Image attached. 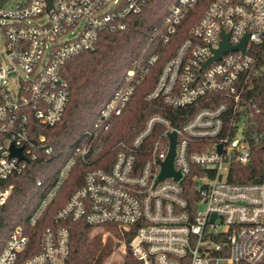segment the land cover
<instances>
[{"label":"built area","instance_id":"built-area-1","mask_svg":"<svg viewBox=\"0 0 264 264\" xmlns=\"http://www.w3.org/2000/svg\"><path fill=\"white\" fill-rule=\"evenodd\" d=\"M11 1L0 0V204L11 195L12 180L36 159L35 148L46 147L45 135L40 146L33 141V122L54 126L64 116L70 99L66 61L94 50L104 31L124 28L122 20L139 13L147 0H51V6L49 0ZM199 2L172 4L164 18L165 42ZM223 34H229L231 46L248 35L246 49H231L205 66ZM156 61L153 55L132 62L124 85L88 132L91 140L78 146L75 156L90 161L96 141L113 129ZM17 70L22 74L13 94L7 83ZM263 84L264 0H211L146 95L177 109L195 108L193 114L181 124L153 114L141 130L120 139L110 168L86 172L84 185L54 215L55 225L42 231L40 249L22 264H70L77 222L105 230L104 242L114 237L117 264L129 258L132 264H264V182L230 181L232 167L248 165L253 147L264 138V99L256 94ZM173 132L174 169L181 177L158 180ZM12 146L22 149L24 158ZM75 162L72 157L64 167L32 216L33 225ZM31 241L23 227H16L0 264H17Z\"/></svg>","mask_w":264,"mask_h":264},{"label":"trees","instance_id":"trees-1","mask_svg":"<svg viewBox=\"0 0 264 264\" xmlns=\"http://www.w3.org/2000/svg\"><path fill=\"white\" fill-rule=\"evenodd\" d=\"M177 1L147 0L139 13L122 20L124 28L104 31L94 50L82 52L66 61L64 76L69 81L70 89L68 106L62 120L54 126L33 122V141L40 146V137L45 135L46 147L35 148L36 159L31 160L27 169L12 180L14 188L11 195L4 204H0V253L10 233L18 226L23 227L31 236L32 247L30 245L20 256L17 264H22L28 254L37 252L42 231L55 225L54 215L72 193L84 185L86 172L92 167L110 168L117 151L114 148L116 143L141 130L148 117L159 113L181 124L193 114L195 108L170 107L162 97L152 101L146 99L163 65L176 54L211 0H200L194 11L179 25L178 32L170 41L165 42L164 18ZM153 55L157 61L152 65L150 73L138 86L123 115L114 121L113 129L98 138L95 143L98 150L89 157V163L81 156H75L76 148L91 140L88 132L93 130L104 105L124 85L132 62H143ZM256 94L264 99V84L256 89ZM72 157H75L76 162L70 168L67 178L33 225L32 216L57 186L62 170ZM230 181L264 182V138L253 147L252 161L248 165L236 164L232 167ZM188 186V193L194 196L196 191L191 184ZM190 204L197 205L193 199ZM92 229L79 222L73 225L70 264H107L116 246L114 237L109 235L105 242L103 233L90 237ZM113 234L120 236L116 230H113ZM124 264H132V260L129 258Z\"/></svg>","mask_w":264,"mask_h":264},{"label":"water","instance_id":"water-1","mask_svg":"<svg viewBox=\"0 0 264 264\" xmlns=\"http://www.w3.org/2000/svg\"><path fill=\"white\" fill-rule=\"evenodd\" d=\"M7 0H1V4L4 3ZM50 6H51V0H49ZM224 40L221 42V47L217 50L214 51V56H212L205 64L207 66L210 64L212 61L218 59L221 57L222 54L225 52L231 50V49H237V48H242L246 49L247 41H248V35L245 36L243 42L238 45V46H231L229 43V34H223ZM171 147H170V152L167 157V159L162 163L163 169L161 171V174L158 177V180H163L168 176H175L176 179H179L181 177L180 173L176 172L174 169V156H175V148H176V133H171ZM12 150L14 151L15 154H19L22 158L24 156L21 154V150H16L14 146H12ZM216 215H213L212 219H215Z\"/></svg>","mask_w":264,"mask_h":264},{"label":"rangeland","instance_id":"rangeland-1","mask_svg":"<svg viewBox=\"0 0 264 264\" xmlns=\"http://www.w3.org/2000/svg\"><path fill=\"white\" fill-rule=\"evenodd\" d=\"M20 0H12L11 1V4L12 3H16ZM3 58L5 57L4 55H2ZM19 71V72H17ZM13 73H11L8 77V83H7V86L9 87V89L11 90V92L13 94H15L18 90V87H19V84H20V81H19V74H22V72L20 70H17ZM97 233H105V230L103 229H100V228H97V229H92L90 230V237L97 234ZM104 237V235H103ZM119 252L116 251V253H112L111 256L107 259V264H117L119 262Z\"/></svg>","mask_w":264,"mask_h":264}]
</instances>
